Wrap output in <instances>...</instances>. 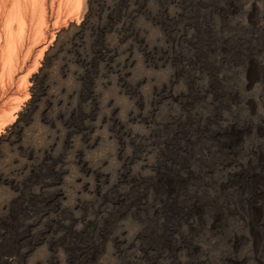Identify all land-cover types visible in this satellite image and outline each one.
Returning a JSON list of instances; mask_svg holds the SVG:
<instances>
[{"label":"rangeland","instance_id":"obj_1","mask_svg":"<svg viewBox=\"0 0 264 264\" xmlns=\"http://www.w3.org/2000/svg\"><path fill=\"white\" fill-rule=\"evenodd\" d=\"M73 1L0 0V264H264V0Z\"/></svg>","mask_w":264,"mask_h":264},{"label":"bare ground","instance_id":"obj_2","mask_svg":"<svg viewBox=\"0 0 264 264\" xmlns=\"http://www.w3.org/2000/svg\"><path fill=\"white\" fill-rule=\"evenodd\" d=\"M76 2L78 3V1H76ZM76 2L72 0V4H73V3H76ZM33 3H34V2H33ZM67 3H68V0H67ZM70 3H71V1H70ZM40 4H41V3H40ZM72 4H69V5L72 6ZM35 5H36V4H35ZM38 5H39V4H38ZM75 5H77V4H75ZM18 6H19V5H18ZM71 8H73V6H72ZM71 8H70V9H71ZM13 9L16 10L17 8L14 6ZM19 9H20V8H19ZM17 11H18V9L16 10V12H17ZM11 12H12V9H10V14H11ZM13 12L15 13L14 10H13ZM13 12H12V13H13ZM10 14H9V15H10ZM18 14H19V13L16 14V17L21 16L20 14H19V15H18ZM12 15H14V17H15V14H12ZM12 15H11V16H12ZM17 15H18V16H17ZM23 15H24V14H23ZM9 18H10V17H9ZM40 18H41V16H40ZM20 19H22V18L19 17V19H16V20H18V22H19ZM6 21L8 22V20H6ZM11 22H12V21H11ZM11 22L9 21V23H11ZM21 22H22V21H21ZM39 22H40V21H39ZM20 24H21V23H20ZM20 24L18 23V25H17V26L19 27V30H17V31H21V32H22V30H20V29H21L20 27H22V24H21V26H20ZM35 25H36V24H35ZM8 26H9V25H8V23H7V27H8ZM40 26H41V25H40ZM23 27H24V26H23ZM9 29L12 30L11 27H9ZM16 29H17V28H16ZM16 29H15V30H16ZM11 30H9L10 32L8 31V33H10L9 36L13 35V38H14V39H13V38H10V39H11V40L13 39L12 42H13V44H14V43H15L17 40H19V39H16V41H15V37H16V36H15V33H16V31H15V33H14V32H13L14 30H13L12 32H11ZM16 34H17V33H16ZM7 36H8V35H7ZM7 36H6V37H7ZM9 36H8V37H9ZM17 36H18V35H17ZM8 37H7V38H8ZM16 38H17V37H16ZM10 39L8 38L9 41H10ZM8 40H6V43H8ZM10 43H11V42H10ZM10 43H9V44H10ZM16 43H17V42H16ZM9 44H7V47L9 46ZM11 44H12V43H11ZM13 44H12V45H13ZM5 46H6V44H5ZM14 46H15V44L13 45V47H14ZM8 49H9V47H8ZM8 49H7V50H8ZM11 49H12V47H11ZM14 49H15V48H13V50H14ZM5 50H6V49H5ZM7 50H6V51H7ZM6 51H5V52H6ZM12 52H13V51H12ZM14 52H15V51H14ZM7 53H9V54L11 55L10 51H8ZM7 53H6V54H7ZM15 54H16V53H15ZM4 55H5V54H4ZM3 57H4V56H3ZM7 57H8V56H7ZM14 57H15V56H14ZM4 58H5V59H4L5 61H7V60L10 59V57H9V58H6V56H5ZM4 60H3V61H4ZM10 60H11V59H10ZM7 62H8V61H7ZM14 62H15V61H14ZM8 63H10V61H9ZM11 63H12V60H11ZM4 66H6V62H5V64H4Z\"/></svg>","mask_w":264,"mask_h":264},{"label":"trees","instance_id":"obj_3","mask_svg":"<svg viewBox=\"0 0 264 264\" xmlns=\"http://www.w3.org/2000/svg\"><path fill=\"white\" fill-rule=\"evenodd\" d=\"M39 85H40V84H39ZM39 94H40V91H39V93H38V96H39ZM38 96H37V97H38ZM1 254H2V253H0V258H1Z\"/></svg>","mask_w":264,"mask_h":264}]
</instances>
